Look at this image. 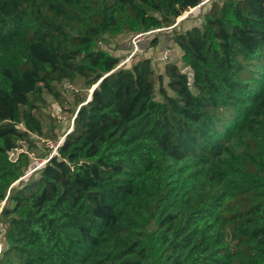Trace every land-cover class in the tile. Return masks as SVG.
Masks as SVG:
<instances>
[{
    "label": "trees",
    "instance_id": "obj_1",
    "mask_svg": "<svg viewBox=\"0 0 264 264\" xmlns=\"http://www.w3.org/2000/svg\"><path fill=\"white\" fill-rule=\"evenodd\" d=\"M201 1L0 0V264H264V0L176 28ZM46 96L72 125L25 178Z\"/></svg>",
    "mask_w": 264,
    "mask_h": 264
},
{
    "label": "rangeland",
    "instance_id": "obj_2",
    "mask_svg": "<svg viewBox=\"0 0 264 264\" xmlns=\"http://www.w3.org/2000/svg\"><path fill=\"white\" fill-rule=\"evenodd\" d=\"M204 1V0H202ZM201 1V2H202ZM199 3L196 7L190 8L182 13L179 17H177L176 21L174 24H176V28L179 26L180 30H184L194 24H200L202 21V12L207 10L209 6V1H205L202 3ZM180 20V21H179ZM157 30V29H156ZM154 30L153 33H151L148 38L143 39V43L147 41V39H152L154 36H157L161 43H167L169 45V42L165 40L166 34L169 33V30L167 31H156ZM130 40L131 37L127 35H120L117 38H114L111 42H109L107 45L103 42L100 41V45L103 46L104 48L108 49L110 52L115 53L116 55H119L121 59H123L127 55V47L130 46ZM166 41V42H165ZM160 47V46H159ZM166 48V47H164ZM163 49V48H162ZM161 49V50H162ZM148 49L147 51H149ZM155 52L153 53V51ZM152 54L150 55H156V49H152ZM126 58V57H125ZM124 58V59H125ZM179 51L177 49H171V53L169 57L167 58L168 60H173L174 62H177L178 64L181 65V62L179 61ZM157 60H153V65L154 68L159 71L160 67L162 64H157ZM130 61L127 62L126 65H129ZM183 70L186 72H189V68L183 67ZM66 83H71L74 87L75 90L70 91V90H65L64 85ZM62 89L64 90V96L66 97V100L68 101V106H73V100H74V95L76 92L81 93L82 95H85L86 98L89 97L90 94V89H84L81 88V81L77 80L75 82H64L62 84ZM47 100V105L39 111V116L42 119L43 125H44V133L41 136L33 135V143L34 146L29 150L28 155L30 159V165L29 167L25 170L24 176L27 177L33 170L38 168L41 164H43L47 157L51 156L53 154V148L47 146L46 140L51 141L53 144L56 142H61L63 136L70 130L71 125H72V115H70L69 111L63 110L55 100H53L50 96H46ZM58 115H61L59 118ZM65 116V117H64ZM26 144H23L22 148L19 150H14L10 153V157L14 159L19 151H26ZM17 181L14 183L17 185ZM3 203L1 204V206ZM2 222V221H1ZM0 222V234L4 232L5 228V223ZM1 240V239H0ZM1 242V245L3 246V242Z\"/></svg>",
    "mask_w": 264,
    "mask_h": 264
},
{
    "label": "built area",
    "instance_id": "obj_3",
    "mask_svg": "<svg viewBox=\"0 0 264 264\" xmlns=\"http://www.w3.org/2000/svg\"><path fill=\"white\" fill-rule=\"evenodd\" d=\"M207 0H204L202 2H205ZM201 2V3H202ZM154 30H151V31H147V32H137L136 34H134L132 37H131V40H130V44L132 46V50L131 52L126 56L125 59H123L119 64L118 66L120 65H123L124 63H127L130 61V58L131 56L133 55L134 52H136L138 50V44L139 42L144 39L149 33L153 32ZM171 53V48H164L163 52L161 53L160 56H158L156 59L158 60H161V61H167V58L169 57ZM64 89L65 90H70V91H73L75 90V87L71 84V83H66L64 85ZM61 115H58L57 118H59ZM65 117V116H64ZM46 144L47 146L53 148V153L56 151L57 147L59 146L60 144V141L59 142H56V143H52L51 141L49 140H46ZM5 199L0 203V209H1V204L4 203ZM0 249H1V244H0Z\"/></svg>",
    "mask_w": 264,
    "mask_h": 264
},
{
    "label": "water",
    "instance_id": "obj_4",
    "mask_svg": "<svg viewBox=\"0 0 264 264\" xmlns=\"http://www.w3.org/2000/svg\"><path fill=\"white\" fill-rule=\"evenodd\" d=\"M95 86H96V85H94V86L90 89V94H89V97L87 98V101L90 100V98H91V93H92L93 89L95 88Z\"/></svg>",
    "mask_w": 264,
    "mask_h": 264
}]
</instances>
